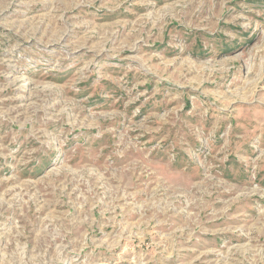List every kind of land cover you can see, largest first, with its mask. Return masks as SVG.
I'll return each mask as SVG.
<instances>
[{"label": "rangeland", "instance_id": "rangeland-1", "mask_svg": "<svg viewBox=\"0 0 264 264\" xmlns=\"http://www.w3.org/2000/svg\"><path fill=\"white\" fill-rule=\"evenodd\" d=\"M0 264H264V0H0Z\"/></svg>", "mask_w": 264, "mask_h": 264}]
</instances>
